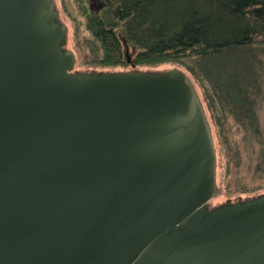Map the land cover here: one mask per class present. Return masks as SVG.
Segmentation results:
<instances>
[{"label": "water", "instance_id": "water-1", "mask_svg": "<svg viewBox=\"0 0 264 264\" xmlns=\"http://www.w3.org/2000/svg\"><path fill=\"white\" fill-rule=\"evenodd\" d=\"M54 0H0V264H264V193L179 68L80 71Z\"/></svg>", "mask_w": 264, "mask_h": 264}, {"label": "trees", "instance_id": "trees-1", "mask_svg": "<svg viewBox=\"0 0 264 264\" xmlns=\"http://www.w3.org/2000/svg\"><path fill=\"white\" fill-rule=\"evenodd\" d=\"M61 3L68 17L67 38L76 57L75 69L168 63L184 67L194 80L214 140L217 186L212 199L223 194L252 193L255 197L264 193V135L255 111L259 67L242 74L237 65L220 63L222 56L234 52H264V0ZM250 137L255 145L247 168L253 182L247 184L240 176L244 168L241 155Z\"/></svg>", "mask_w": 264, "mask_h": 264}, {"label": "rangeland", "instance_id": "rangeland-1", "mask_svg": "<svg viewBox=\"0 0 264 264\" xmlns=\"http://www.w3.org/2000/svg\"><path fill=\"white\" fill-rule=\"evenodd\" d=\"M56 8L59 12V17L62 22L65 24L68 23V17L65 15L63 8H62V3L61 0H54ZM67 26V24H66ZM70 36L67 38V47L68 49H71L72 44L70 42ZM127 51H125L126 53ZM129 55H132V51L128 50ZM260 60V66H258L257 62ZM221 64H226L227 66L229 65H237V67L240 70V72L244 73H251L256 67L258 68V84L260 87V91L257 95H255V101H256V114L258 116V119L260 121L261 125V132L264 135V52L260 50H243V51H238L234 52L232 54H227L225 56L221 57ZM218 63L216 62H211L212 66H216ZM182 66V65H181ZM177 65L176 63H168V64H161L156 67H142V68H132V67H116L113 69L107 68V67H87V66H78L76 68L77 70L80 71H108V72H113V71H130V70H150V71H159V70H166V69H171V68H179L183 70L185 73L186 71L184 70V67ZM244 68V71H243ZM254 68V69H253ZM247 69V71H246ZM187 74V73H186ZM188 75V74H187ZM190 77V76H189ZM191 79V77H190ZM192 82H194L193 79H191ZM194 84V83H193ZM195 86V85H194ZM196 88V87H195ZM198 92V91H197ZM208 112V111H207ZM208 114V113H207ZM255 141L252 137H250V140L247 142V145L242 148V164H244V168L241 170L240 176L244 182L247 184H250V182H253L250 179V173L248 171V164H250L253 153H254V146ZM252 163V162H251ZM245 172H248V177L245 176ZM252 192V191H251ZM252 193H242L239 196L238 195H233L232 197H229L227 195H220L216 197L215 199H211L209 203L210 206H215L217 204L223 203L227 200L231 201H236L238 199H246V198H251Z\"/></svg>", "mask_w": 264, "mask_h": 264}]
</instances>
